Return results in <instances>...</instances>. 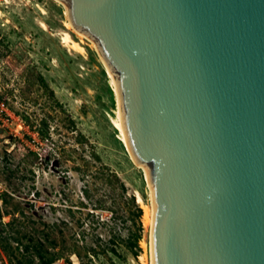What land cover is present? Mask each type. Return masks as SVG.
<instances>
[{"label": "water", "instance_id": "95a60500", "mask_svg": "<svg viewBox=\"0 0 264 264\" xmlns=\"http://www.w3.org/2000/svg\"><path fill=\"white\" fill-rule=\"evenodd\" d=\"M115 79L154 264H264V0H59Z\"/></svg>", "mask_w": 264, "mask_h": 264}, {"label": "rangeland", "instance_id": "374dc122", "mask_svg": "<svg viewBox=\"0 0 264 264\" xmlns=\"http://www.w3.org/2000/svg\"><path fill=\"white\" fill-rule=\"evenodd\" d=\"M68 22L56 0H17L0 15V264L37 263L38 243L54 264H152L151 190L120 140L113 78ZM64 32L84 52L65 46Z\"/></svg>", "mask_w": 264, "mask_h": 264}, {"label": "trees", "instance_id": "16d2710c", "mask_svg": "<svg viewBox=\"0 0 264 264\" xmlns=\"http://www.w3.org/2000/svg\"><path fill=\"white\" fill-rule=\"evenodd\" d=\"M42 82L44 84V87H45L47 93H50V97H51L52 103L57 105V106H62L55 99V92L52 89H50V87L45 83V81L43 79H42ZM74 126H75V124H74V122H72V127L75 128ZM39 134L45 139L50 138L51 134H50L49 123H48L47 119L46 120L45 119L42 120V128H40ZM32 155L37 156V154L34 153V152L32 153ZM114 178H115L116 182H118V183L120 182V180L117 178V176L115 174H114ZM121 186H122V189L125 190V186H124L123 183L121 184ZM3 201L6 202V199L3 198ZM137 209H138L139 216H141L143 214V210L141 208H139V207ZM3 225H5V224H3V212H2V210L0 208V227L3 226ZM139 239H140V236L137 235L135 237L134 241L130 240L128 245H130L132 248L137 247ZM16 241L18 243H21L20 239H16ZM20 245L21 244H19L17 246L18 247L17 249L20 248ZM43 247L44 246H43L42 243H38L36 246H34V250L36 251L35 257L37 259V263H35L34 259H31V260H29V264H54L56 262V260L59 259V257L55 256V255L49 257L46 254V252L44 251ZM25 250L28 251L29 250V246H26ZM112 251L116 252V250H112ZM67 264H73V263L70 260H68ZM80 264H85V263L81 262Z\"/></svg>", "mask_w": 264, "mask_h": 264}, {"label": "bare ground", "instance_id": "6f19581e", "mask_svg": "<svg viewBox=\"0 0 264 264\" xmlns=\"http://www.w3.org/2000/svg\"><path fill=\"white\" fill-rule=\"evenodd\" d=\"M57 2H60L59 0H56ZM61 4H63L62 2H60ZM64 5V4H63ZM65 6V5H64ZM65 9H66V15L68 17V13H67V7L65 6ZM1 11H0V15H1ZM69 19V18H68ZM44 29H47V25L43 22H41L40 24ZM67 27L68 28H74L69 20V22L67 23ZM62 43L65 45V46H70L72 49L78 51V52H84V48L78 43L76 42L75 40L72 39L70 33L68 32H64L62 34ZM108 73L112 76V74L108 71ZM113 78V89L115 91V94H116V97H117V102H118V110H117V125L119 127V133H120V140L123 142V144L125 145L126 149L128 150L130 156H131V159L132 161L134 162L135 165H137L138 167H140V165L138 164V162L135 160V158L132 156L131 152H130V148L128 146V141H127V138H126V134H125V130H124V126H123V122H122V115H121V109H120V104H119V98H118V94H117V89H116V84H115V79L114 77L112 76ZM145 171V174H146V180L148 182V185L150 187V181H149V175H148V172L146 170V168L142 167ZM151 190V188H150ZM137 199H138V202L141 203L143 202V198L142 196L137 193ZM151 199H152V195H151ZM153 218H154V207H153V204L151 207H149L148 209V212H147V215H146V225H147V228L148 230L151 231V228H152V225H153ZM152 254V253H151ZM152 264H154V260H153V256H152Z\"/></svg>", "mask_w": 264, "mask_h": 264}, {"label": "built area", "instance_id": "2783aa9c", "mask_svg": "<svg viewBox=\"0 0 264 264\" xmlns=\"http://www.w3.org/2000/svg\"><path fill=\"white\" fill-rule=\"evenodd\" d=\"M17 0H0V11L15 4Z\"/></svg>", "mask_w": 264, "mask_h": 264}]
</instances>
